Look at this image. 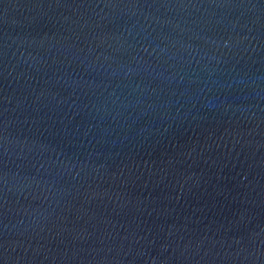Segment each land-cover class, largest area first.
<instances>
[{"label":"water","instance_id":"obj_1","mask_svg":"<svg viewBox=\"0 0 264 264\" xmlns=\"http://www.w3.org/2000/svg\"><path fill=\"white\" fill-rule=\"evenodd\" d=\"M0 264H264V0H0Z\"/></svg>","mask_w":264,"mask_h":264}]
</instances>
